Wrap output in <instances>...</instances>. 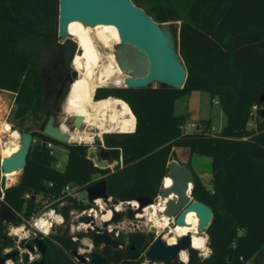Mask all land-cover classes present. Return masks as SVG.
<instances>
[{
	"label": "trees",
	"instance_id": "trees-1",
	"mask_svg": "<svg viewBox=\"0 0 264 264\" xmlns=\"http://www.w3.org/2000/svg\"><path fill=\"white\" fill-rule=\"evenodd\" d=\"M132 1L160 24L179 22L178 52L187 75L182 88L159 84L96 90L95 100L121 98L136 117L133 132L104 136L112 158H123V166L111 170L94 165L87 157L88 145L61 143L44 135L43 126L31 130L26 125L28 118L37 121L43 115L45 124L75 53L74 43H61L58 37L59 0H0V91L13 95L11 118L6 122L11 130L33 134L21 178L6 182L1 207L10 209L14 225L47 206L54 207L64 224L48 237L39 236L47 245L44 264H76L69 250L80 242L70 236L71 211L95 206L77 193L106 179L113 205L140 196L155 200L175 148L184 147L190 156L211 158L209 185L186 163L194 174L192 196L212 209L206 228L211 253L202 257L190 248L187 262L177 256L160 264H264V103L260 100L264 94V0ZM64 51L69 53L68 62ZM49 52L53 56L46 62ZM197 90L208 92L221 106L225 124L220 132L211 130L209 119L200 120L192 131L182 128L187 121L175 114V101ZM48 142L67 148L63 169L54 167L57 158L50 154ZM68 184L76 185L73 195L63 191ZM89 219L80 216L75 221ZM8 225L0 220V253L15 244L6 234ZM126 236L127 247H106L104 255L115 264H141L154 234L129 233L120 238ZM150 263L148 258L146 264Z\"/></svg>",
	"mask_w": 264,
	"mask_h": 264
},
{
	"label": "water",
	"instance_id": "water-1",
	"mask_svg": "<svg viewBox=\"0 0 264 264\" xmlns=\"http://www.w3.org/2000/svg\"><path fill=\"white\" fill-rule=\"evenodd\" d=\"M72 21H80L86 25L96 24L113 25L119 34L122 48L126 52H117V61L124 70V87L141 88L152 86L154 83L171 88H182L186 79L187 70L178 52L179 34L176 37L170 22L160 24L155 21L142 7L137 6L132 0H59L58 37L67 39L69 35V24ZM131 49H133L131 51ZM130 55V56H129ZM74 58V57H73ZM73 58L71 63H73ZM71 78L69 84L74 82L79 76L78 71L70 66ZM66 92L65 99L70 91ZM61 86L53 100V112L48 116L43 125L44 135L61 143H71L70 134L61 130L56 124V112L60 110L59 99L62 92ZM260 100L264 103V94ZM264 114V108L262 110ZM83 116L76 115L73 118L75 128L83 125ZM136 128V126H135ZM20 148L10 156L1 159L0 167L4 172L22 171L26 166L27 156L33 142L31 131L21 130ZM118 133V132H117ZM94 162L99 168H107L113 158L109 150L102 145L90 146L88 148ZM168 176L171 178L170 186H163L160 197L166 198V208L163 213L168 216L171 225L192 227L187 224L186 216L189 212H195L198 217V224L194 233L205 235L206 228L212 219L211 207L192 196L194 174L192 169L184 163L171 159L167 163ZM87 197L90 201L101 199L105 203L111 202L107 193V180L100 179L91 184L86 189ZM172 195V196H171ZM140 207L154 202L150 197L140 196L136 198ZM116 206V205H114ZM140 208V209H141ZM120 210L112 209V218L109 222H116L120 218ZM14 215L7 207H1L0 220L12 222ZM193 232H189L178 237L174 243H169L164 238H156L147 248L146 257L152 262L163 261L168 258H175L181 252H188L192 246ZM87 236L95 244H105L113 248H118L121 241L116 237L115 230L87 232ZM36 249L41 253V259L32 264H44L47 254V245L40 237L33 238L27 243V248L31 251ZM80 259L82 256L73 252ZM17 252L13 251L4 256L0 255V264H6L7 259L15 261ZM90 264H109L104 255L98 252L91 254Z\"/></svg>",
	"mask_w": 264,
	"mask_h": 264
},
{
	"label": "bare ground",
	"instance_id": "bare-ground-1",
	"mask_svg": "<svg viewBox=\"0 0 264 264\" xmlns=\"http://www.w3.org/2000/svg\"><path fill=\"white\" fill-rule=\"evenodd\" d=\"M69 35L76 41L79 51L73 58V67L78 71L79 76L70 85V91L65 99L63 112L70 115L83 116V125H87L90 129L96 132L83 130H75L70 132L65 125L61 126V130L70 134L71 141H81L91 143L94 137H101L104 133H129L135 130L136 117L132 112L128 103L113 96L95 100L94 95L99 87L109 83L114 86H124V78L126 73L119 66L116 55L113 52L108 53L107 59L100 51L99 46L105 49H112L113 43L120 44L121 40L117 29L109 24H96L95 26L86 25L80 21H72L69 24ZM111 51V50H110ZM8 124V123H7ZM86 130V129H85ZM9 136V141H5L3 135ZM20 133L18 130H11L9 124L0 122V154L2 158L10 156L13 152L20 148ZM1 158V159H2ZM21 171L4 172L2 176L7 180L4 174L11 175L20 173ZM171 178L166 177L164 186H170ZM172 196V195H171ZM166 198L160 197L158 200L151 202L142 208L139 202L135 199L132 203L133 208L139 209L143 214L147 215L148 220L152 221L159 229H167L164 238L169 243H174L178 237H181L189 232H195L198 217L195 212H189L186 216L187 224L192 227L174 226L168 216L164 215V207ZM100 202V199L97 200ZM104 220H111V209L102 207ZM120 210L118 206L116 208ZM42 224L48 226L49 220L45 217L41 219ZM19 227L16 230H22ZM192 246L195 249L207 250V237L194 233L192 236ZM182 260L188 258L187 252L183 251L180 254Z\"/></svg>",
	"mask_w": 264,
	"mask_h": 264
},
{
	"label": "rangeland",
	"instance_id": "rangeland-1",
	"mask_svg": "<svg viewBox=\"0 0 264 264\" xmlns=\"http://www.w3.org/2000/svg\"><path fill=\"white\" fill-rule=\"evenodd\" d=\"M170 24L172 26V29H173L176 37H178L179 22H170ZM60 42L61 43L69 42L68 44H70V43L75 44V46H76L75 53L73 54L72 58L79 51L76 41L71 36L67 39H60ZM122 46H123V44H121V43L120 44H114L113 43L112 49H110L111 51L109 49L103 48L102 46H99V48H100L101 53L104 56V60H106L107 55L110 52H113L116 55V58H117V52H120V53L122 52L125 57H128V56H126V52L122 48ZM132 50L133 49H131V51ZM52 54H53L52 52H49V54L46 55L48 58V59H46V62L50 60V58L53 56ZM63 59L67 62L69 61L68 51L63 52ZM71 65H72V63L70 60L68 67H67V70L70 69ZM69 85L70 84L67 85L68 89H69ZM157 85H159V84L158 83L153 84V86H157ZM102 87H118V86H114L113 84L109 83V84L102 86ZM95 94H96V92H95ZM94 98H95V95H94ZM64 103H65V98H63L61 100V102H59L60 110L58 112H56V124L57 125H59L60 127L62 125H65L70 132L75 131V130L96 132L94 129H90V127H87V125L81 126L80 128H75L74 124L72 123V120L74 117L63 112ZM12 109H13V95H12V93H10L8 91H0V122L1 121H3V122L7 121L8 122L10 120L11 114H12ZM174 112L176 115L185 117L187 123L195 122L196 124H198V122L202 119H209L211 121V126L215 127L216 132H220L223 125L225 124V115L223 113L221 106L218 103H216L215 99L212 100L210 94L206 91H198L197 90V91H193L189 94H186L182 97L177 98L175 101ZM44 118H45V115H43L42 118L38 119L37 121H34V119H32V118H28L26 120V125L31 130H40L42 128V126L44 125ZM3 122H1V123H3ZM7 122H6V124H7ZM252 125H253V120L251 119L249 122V126H252ZM193 129H195V128H190L188 126L186 128L187 131H192ZM105 134L106 133H104L101 137H99V136L94 137V139L91 143L81 142V141H72V142L86 144V145H88V148L90 146H98V145H101L102 143H104ZM3 137H4L5 141H9V139H10L7 134H4ZM97 141L99 142V144L97 143ZM55 148L57 150V153L60 156V159L63 162H66L67 155H68L67 148L64 145H57ZM175 149H176V152H174V158H172V159H176L179 161H185L187 158L186 148L177 147ZM193 156H194V158L202 157L201 155H198V154H194ZM1 158L2 157L0 154V163H1ZM180 163H182V162H180ZM207 165H208L207 166L208 171L210 172L209 163ZM0 169H1V167H0ZM0 176H2V175L0 174ZM4 176L7 179L6 182L7 181L13 182L17 178H18V180H19V178H21V172L15 173L11 176L4 174ZM4 182H5V180H4ZM77 195L80 198L88 199L86 191H79L77 193ZM93 202H94L95 206L97 207V213H96V220L97 221H100V218L105 213V212H102V210H103L102 207H106L105 209H113L114 208V205L111 204L110 202L105 203V202H103V200H100V202H98V201L97 202L93 201ZM116 206L120 207V213H122L120 215L119 220L116 222H113V224H116V225L117 224L122 225L123 222H127L131 218L135 219L136 214H143L141 209L140 210L134 209L129 202H121V203L117 204ZM92 218H94V217L92 216ZM75 220H76V218H75ZM136 221L142 222V221H149V220H148V216L144 215V216L139 217V219H137ZM150 224H154V223L152 222ZM76 232H79V231L76 230ZM166 233L167 232H165V234ZM160 236H161V238L163 237V235H160ZM81 240H84V238H81ZM207 242H208V239H207ZM201 252H203L204 254H209L211 252V250L208 246V243H207V250L206 249H204L203 251L198 250V254H200ZM183 262H185V261H183ZM144 263L145 262H142V264H144ZM159 263L160 262L157 261L156 263H151V264H159Z\"/></svg>",
	"mask_w": 264,
	"mask_h": 264
},
{
	"label": "built area",
	"instance_id": "built-area-1",
	"mask_svg": "<svg viewBox=\"0 0 264 264\" xmlns=\"http://www.w3.org/2000/svg\"><path fill=\"white\" fill-rule=\"evenodd\" d=\"M216 103H218L217 100H216ZM187 126L190 128H197V124L195 122L186 123L185 125L182 126V128L186 130ZM211 130L213 132H215V127L212 126ZM101 145L103 147H105L104 143H102ZM47 146L50 148V154L57 158V160L54 164V167L57 169H63L66 162H63L60 159V156L57 153V150L55 148L56 145H54L52 142H48ZM87 157L93 161L94 165H96V163L94 162V158L90 153H87ZM118 164L120 166H123L122 155L119 157V159L113 158L112 162L108 165L107 168H110L112 170L113 167L118 165ZM0 174L2 175L1 169H0ZM4 180H5V178L3 176H0V181L1 182L3 181V183H0V201L4 199V190L6 187H8L6 184V181L4 182ZM163 186H164V184L162 182V187ZM75 189H76L75 184H68L65 186L63 191L65 194H72L73 195ZM159 198H160V194L156 197V199L154 201L158 200ZM87 200H89V199H87ZM97 200L98 199H95L94 201L97 202ZM133 201H130L129 203L132 205ZM117 207L118 206H114L115 209ZM165 208H166V205L164 207V210H165ZM111 211H112V209H111ZM96 213H97V207L96 206H93L89 209L82 210L80 212L71 211L72 218L70 221L69 228H70V236H71V239L73 241L80 240L81 238L79 239L78 233L84 232L85 236L82 237V238H84V240H81L82 244L83 245H91L92 240L87 236V232H89V231L100 232V231H104V230H107V231L115 230L117 238L119 237L120 233H124V234L127 233L128 234V233L140 231V232H145V233H153L155 239L158 238V236H160L161 233L163 235L162 238H164L165 232H167L166 228L159 229L155 224H150V223H152V221H150V220L137 222L136 220L142 216L141 214H136L135 219L131 218L127 222H123L122 225H118V224L116 225V224H113V222L106 224V222H109L110 220L109 221L104 220L103 216L100 218V221H97L96 220ZM17 214L23 218V216L20 213H17ZM80 216H88L90 219L86 222L85 221L76 222L75 218H76V220H78V218ZM92 216L94 218H92ZM42 217H45L47 220H49L48 226L46 224L41 223ZM111 218H112V214H111ZM62 224H64L63 215L58 213L56 211V209L52 206H47V208L45 210L41 211L40 213L32 215L29 219L23 218V222L20 225H14L10 222L8 227H7L6 234L8 236H11L14 238L15 244L12 247L6 248L5 252L16 251L17 255L15 258V261L8 259L7 264H14V263L32 264L33 262L40 260L41 259V253L36 249V247H35V250H33V251L29 250L27 248V243L31 239L37 238L40 235L48 237L57 225H62ZM19 227H22L23 229L22 230H16ZM76 230L79 232H76ZM200 251H203V250H200ZM78 252L84 253L85 252L84 246H81L79 248ZM209 254H204L203 252H201L200 256L207 257ZM178 256L180 258V255H178ZM187 259L183 260V261L186 262V261H188Z\"/></svg>",
	"mask_w": 264,
	"mask_h": 264
},
{
	"label": "flooded vegetation",
	"instance_id": "flooded-vegetation-1",
	"mask_svg": "<svg viewBox=\"0 0 264 264\" xmlns=\"http://www.w3.org/2000/svg\"><path fill=\"white\" fill-rule=\"evenodd\" d=\"M71 72L70 71H68L67 72V74H66V77H65V80H64V82L62 83V85L61 86H63L62 87V92H61V95H62V93H63V90H64V87L67 85V84H69V81H70V78H71ZM61 97V96H60ZM72 123H73V120H72ZM132 233H145V232H132ZM121 234H124V233H120V235ZM129 234V233H128ZM128 234H124V235H128ZM120 235H119V237H118V239L121 241V243H120V245H119V247L118 248H113V247H111V246H108V245H105V244H95V243H93V241L91 242V245H83L82 244V242H81V239L79 240V244L77 245V246H75V247H73V248H71L70 250H69V253H70V255H71V257H72V259L74 260V262L76 263V264H90V261H91V254L93 253V252H98V253H101L102 255H104V249L106 248V247H109V248H111L112 250H116V249H120V248H125V247H127L128 246V244H129V239L127 238V236H126V238H124V239H121L120 238ZM161 235H162V233H161ZM159 237H161V236H158V238ZM155 240V239H154ZM153 242V241H152ZM151 242V243H152ZM81 246H84V248H85V252L84 253H79L78 252V250H79V248L81 247ZM132 247H133V245H132ZM6 249V248H5ZM5 249H3V251H2V253H0V255H2V256H4V255H6V254H9V253H11V252H5ZM74 251H76V253L77 254H79L80 256H82L85 260H82V259H80L78 256H76L73 252ZM13 252V251H12ZM187 254H188V258H189V251L187 252ZM105 256V255H104ZM144 257L146 258L143 262H145L144 264H146L147 263V257H146V252L144 253ZM105 258L107 259V257L105 256ZM178 258H179V256H178ZM180 259H181V257H180ZM8 260V259H7ZM7 260H6V264H7ZM182 260V259H181ZM107 262L109 263V264H115V263H113V262H109L108 261V259H107ZM158 262H162V261H158ZM151 263H156V262H152L151 261ZM150 263V264H151ZM159 263V264H160ZM142 264V263H141Z\"/></svg>",
	"mask_w": 264,
	"mask_h": 264
},
{
	"label": "crops",
	"instance_id": "crops-1",
	"mask_svg": "<svg viewBox=\"0 0 264 264\" xmlns=\"http://www.w3.org/2000/svg\"><path fill=\"white\" fill-rule=\"evenodd\" d=\"M176 152V149L174 150ZM186 155L187 158L185 161H179L178 162H184V164L190 162L191 167L195 171V173L201 178L202 182L206 185H209L210 178L212 176V162L211 158L207 156L197 157L194 158V156H190L188 149L186 148ZM209 163L210 166V172L208 171L207 164ZM206 164V165H205Z\"/></svg>",
	"mask_w": 264,
	"mask_h": 264
}]
</instances>
